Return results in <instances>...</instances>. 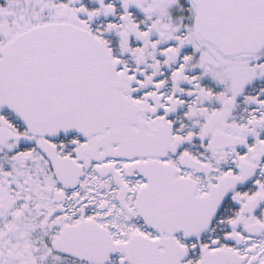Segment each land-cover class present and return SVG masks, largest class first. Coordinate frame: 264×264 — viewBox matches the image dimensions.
I'll return each instance as SVG.
<instances>
[{"label": "snow or ice", "instance_id": "6c2138e0", "mask_svg": "<svg viewBox=\"0 0 264 264\" xmlns=\"http://www.w3.org/2000/svg\"><path fill=\"white\" fill-rule=\"evenodd\" d=\"M0 264H264V0H0Z\"/></svg>", "mask_w": 264, "mask_h": 264}]
</instances>
